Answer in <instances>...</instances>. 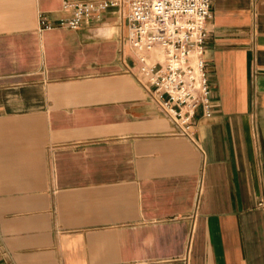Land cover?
Returning <instances> with one entry per match:
<instances>
[{"label": "crops", "instance_id": "obj_1", "mask_svg": "<svg viewBox=\"0 0 264 264\" xmlns=\"http://www.w3.org/2000/svg\"><path fill=\"white\" fill-rule=\"evenodd\" d=\"M78 1L0 0V264H264V0H211L193 137Z\"/></svg>", "mask_w": 264, "mask_h": 264}, {"label": "built area", "instance_id": "obj_2", "mask_svg": "<svg viewBox=\"0 0 264 264\" xmlns=\"http://www.w3.org/2000/svg\"><path fill=\"white\" fill-rule=\"evenodd\" d=\"M67 26L76 27L115 7L128 21V41L136 51L138 70L153 85V95L178 125V134L193 137L196 111L213 112L211 87L204 60L211 0H85L74 3ZM44 26H51L45 17ZM155 51V60L148 58ZM161 54V57L158 55ZM264 203V201H262Z\"/></svg>", "mask_w": 264, "mask_h": 264}, {"label": "rangeland", "instance_id": "obj_3", "mask_svg": "<svg viewBox=\"0 0 264 264\" xmlns=\"http://www.w3.org/2000/svg\"><path fill=\"white\" fill-rule=\"evenodd\" d=\"M161 57V54H158Z\"/></svg>", "mask_w": 264, "mask_h": 264}]
</instances>
